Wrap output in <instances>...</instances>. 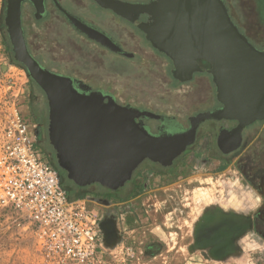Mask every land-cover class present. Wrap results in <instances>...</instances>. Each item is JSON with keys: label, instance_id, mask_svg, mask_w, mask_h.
<instances>
[{"label": "rangeland", "instance_id": "1", "mask_svg": "<svg viewBox=\"0 0 264 264\" xmlns=\"http://www.w3.org/2000/svg\"><path fill=\"white\" fill-rule=\"evenodd\" d=\"M59 1L91 23L124 36L129 54H110L77 34L51 4V13L37 19L40 16L35 17L24 1L21 12L26 40L33 54L53 70L77 76L122 105L174 117L184 126L189 116L213 103L215 85L207 74L196 73L192 81H171V61L144 42L131 24L112 16L110 10L98 8L92 0ZM225 1L238 20H247L264 34L260 1ZM5 4L3 0L0 13V46L7 54L5 59L0 54V143L17 112L27 120L41 147V140L48 141L46 102L39 122L44 128L37 134V119L31 111L33 82L13 61L4 24ZM173 126L169 125L171 129ZM263 128L264 119L255 120L240 148L226 155L209 149L207 139L199 135L171 164L161 167L147 162L137 166L118 190L108 192L97 186L96 192L83 193L92 199L101 220L113 226L102 235L107 254L103 264H264V237L253 228L256 215H262L264 195L244 180L234 156L244 148L253 158L263 142ZM251 135L255 137L251 139ZM49 161L57 165L56 160ZM220 219L234 223L221 225L210 239L199 243L215 240L199 245L198 226L208 220L205 225H214ZM0 264H43L32 231L1 209Z\"/></svg>", "mask_w": 264, "mask_h": 264}, {"label": "water", "instance_id": "2", "mask_svg": "<svg viewBox=\"0 0 264 264\" xmlns=\"http://www.w3.org/2000/svg\"><path fill=\"white\" fill-rule=\"evenodd\" d=\"M24 1L33 5L36 17L45 11V0H6L4 24L14 59L25 65L28 76L45 92L48 140L56 151L57 165L77 185L98 183L116 190L145 158L171 164L193 142L196 124L205 119L235 116L238 123L233 132L238 138L244 126L264 119V50L253 46L239 30L224 0H94L131 22L145 14L146 21L139 22L138 28L172 61L173 77L185 81L194 72L211 75L223 108L200 112L190 118L189 129L168 135L150 134L142 125V118L157 119L160 114L122 105L101 91H78L70 77L43 69L27 49L21 12ZM53 2L77 30L114 48L102 32L57 0ZM210 221L198 226L197 236ZM100 227L103 232L113 230L107 221L101 220ZM213 240L197 242L205 246Z\"/></svg>", "mask_w": 264, "mask_h": 264}, {"label": "built area", "instance_id": "3", "mask_svg": "<svg viewBox=\"0 0 264 264\" xmlns=\"http://www.w3.org/2000/svg\"><path fill=\"white\" fill-rule=\"evenodd\" d=\"M0 54L7 58L1 46ZM91 200L69 198L58 169L37 144L27 120L15 112L0 143V209L32 231L43 264L107 260L101 218Z\"/></svg>", "mask_w": 264, "mask_h": 264}, {"label": "flooded vegetation", "instance_id": "4", "mask_svg": "<svg viewBox=\"0 0 264 264\" xmlns=\"http://www.w3.org/2000/svg\"><path fill=\"white\" fill-rule=\"evenodd\" d=\"M57 1L69 13H71L72 15L77 17L78 19L82 20L83 22L87 23L88 25H90V26L98 29L100 32H102L107 37V40L111 43L112 47H114V48L112 49V48L102 44L100 41H97L94 38H90V37L86 36L84 33L77 30L71 24V22L67 19V17L58 9V7L55 5L53 0H45V11L40 16V18H37V19H42L51 13L50 6H49V4H51L54 11L57 12L59 15H61L64 18V21L66 22V24L77 34L84 36V38L92 41L93 43L100 46L101 48H103V50H105L106 52H109L110 54H116V55H120V56H124V55L129 54V52L125 50V44L126 43H125V39H124L125 37L124 36L115 35L112 32H109V31L101 28L100 26H97V25L91 23L90 21H88L84 17H82L80 14L69 9V7H67L64 3L60 2L59 0H57ZM147 1H149V0H147ZM147 1H143V2H147ZM256 1H258V2L260 1L258 12H259V15H262V17H264V0H256ZM26 2L31 7V9L33 10V14H34L35 10H34L33 5L28 1H26ZM224 2L226 3L225 0H224ZM96 6L98 8H100L99 5L96 4ZM101 9H102V7H101ZM229 9L230 8L228 6V10ZM107 10H110V9H107ZM22 11H23V7H22ZM110 13L112 14V16L122 20L123 23H125L127 25L131 24L134 27V29L139 33V35L141 36V39L144 42H146L147 44H149V46L154 51L156 50L157 52H159L156 48H154L151 45L149 40L145 37V33L142 32L138 28L139 22L146 21V15L145 14H141L136 22H131L128 19L123 18V17L115 14L113 11H111ZM231 18L233 19V21L235 22V24L237 25L239 30L247 37L249 42L251 44H253V46H255L259 50H264V34L262 33V31H259L258 27H253V25H251L250 22H248L245 19L243 21L238 20V18L236 16H234L233 14H232ZM22 23H23V15H22ZM22 27H23L24 37H25V31L26 30H25L24 25ZM25 41H26V45H27V49H28L29 53L31 54V56L37 61V63L43 69L50 71V72H53V73H56V74L65 75V76L70 77L72 80L73 87L76 88L78 91H82V90H84V91H90V90L101 91L99 89L92 88V86L89 83H86L85 81H83L82 79L78 78L75 75L63 74V73H60L58 71L53 70L51 67H49L48 65L43 63L36 55L33 54V52L30 49V46L26 40V37H25ZM124 52L127 54H124ZM159 53H161V52H159ZM161 54H163V53H161ZM14 61L17 64H19V65L22 64L25 67V65L23 63L19 62L18 60L14 59ZM171 63H172V61H171ZM172 69H173V65H172V68L170 69L171 81H176V82H178V81L179 82L192 81L195 79L196 73L207 74L210 77V80L212 81L211 75L207 72H194L192 74V77L189 80L181 81V80L172 76V73H171ZM32 82H33L34 96H33L32 102H31V107H32L31 111H32L33 116H35V119H37V124L35 125L36 126L35 133L38 134L44 128L43 123H41V124L39 123V122H41L40 118L44 114V109H43L44 102H46L47 114L49 112V107H48V100H47L45 92L41 89V87L33 79H32ZM214 90H215V86H214ZM101 92L104 94H108L106 91L105 92L101 91ZM221 108H223V104H221L217 100L216 94L214 93L213 103L207 109H204L202 111H198L197 113L205 112V111H215V110H219ZM197 113H195V114H197ZM193 116L194 115H191L188 117V119H187L188 125L187 126H184L181 123H179L174 117L166 116V115H161V117L157 118V119L144 117V118H142V125L147 132H149L150 134H154V135H157V134L168 135V134L182 133V132H184L190 128V126H191L190 118ZM254 122L255 121H253L252 123H254ZM237 123L238 122H237L235 116L234 117L230 116V117H220V118H209V119H205L203 121H200L198 124H196L193 142L191 144L187 145L185 147V149L180 154H182L187 148H189L194 143V141L198 138L199 135H202L203 138L207 139L206 145L209 146V149H211V150H212V148H213V150H218L220 152V154H222V155H226L228 153L235 152L236 150H238L240 148V146L243 144L244 140L247 138V135L249 134V132L247 131V128H249L252 125V123H250V124L244 126L241 129L240 136L238 138L237 134H235L233 132V128L236 127ZM171 124L174 125L172 129L169 127V125H171ZM168 128H170V129H168ZM251 130L252 129H250V133H251ZM253 137H255V136L251 135V139H253ZM208 138H209V140H208ZM261 139H263V142H260V149L256 153L252 152L253 158H251V157H249V155H247L248 151H246L244 148L241 149V151L237 152L234 156L238 157L237 160L240 164L239 168H240V171H241V174H242L244 180L247 183H249L251 186H253L259 193L264 195V128H263V135H262ZM208 142L210 143L209 145H208ZM39 143L41 144V148L45 152L46 156L49 159H51L52 162L54 160H56V151L53 148V146L50 144L49 140L47 142H44L43 140H41ZM235 144L237 146L234 148V150H230L228 152H223L224 150L229 149L231 146H233ZM176 158H174L173 161ZM249 158H251V160H249ZM217 159H222V158L219 157ZM248 161H251V164ZM147 162L152 163L154 165L161 166V167L165 166L162 163H160L158 161H152L149 158H145L144 160H142L139 165H142V164L147 163ZM66 185L70 190L71 189L75 190V186L71 182L67 181ZM256 218H257V220H255V225L253 228L257 233H259L262 237H264V209L262 211V215H256Z\"/></svg>", "mask_w": 264, "mask_h": 264}, {"label": "trees", "instance_id": "5", "mask_svg": "<svg viewBox=\"0 0 264 264\" xmlns=\"http://www.w3.org/2000/svg\"><path fill=\"white\" fill-rule=\"evenodd\" d=\"M230 11V10H229ZM231 14V13H230ZM231 17H232V14H231ZM14 61V60H13ZM26 71L27 69L22 65L20 64ZM59 171V174H60V177H61V181H62V184L64 186V188L66 189L67 193H68V196L69 198H77V197H82L84 196L83 193H86V192H96V187L99 186L101 187L102 189L106 190V191H110L112 192L111 189H108L106 187H103L102 185L98 184V183H93V184H90V185H86V186H80V185H77L74 183V186H75V190L74 189H69L66 185V182H67V176H66V172L61 170L60 167H58L55 163H52ZM61 171H63V173H61ZM63 174L65 175V177L63 176ZM67 178V179H65ZM68 179V182H72V180Z\"/></svg>", "mask_w": 264, "mask_h": 264}, {"label": "bare ground", "instance_id": "6", "mask_svg": "<svg viewBox=\"0 0 264 264\" xmlns=\"http://www.w3.org/2000/svg\"><path fill=\"white\" fill-rule=\"evenodd\" d=\"M224 176V175H223ZM222 177V176H221ZM226 182V181H225ZM224 182V183H225ZM229 182V181H227ZM210 183V181H209ZM215 183V182H214ZM212 184V182H211ZM210 184V185H211ZM227 184V183H226ZM213 185V184H212ZM210 188V187H209ZM223 215V214H222ZM216 218V217H215ZM230 219H220V221L216 222V224L214 225H207L203 228L200 229V231L198 232V236L197 239L198 241H203L204 239H210V237L219 229V227L222 225H227L228 227H230L231 225H233ZM238 227V226H236ZM219 257V256H218Z\"/></svg>", "mask_w": 264, "mask_h": 264}, {"label": "crops", "instance_id": "7", "mask_svg": "<svg viewBox=\"0 0 264 264\" xmlns=\"http://www.w3.org/2000/svg\"><path fill=\"white\" fill-rule=\"evenodd\" d=\"M92 2H95L94 0H92ZM106 9V8H105ZM86 39V38H85ZM88 40V39H87Z\"/></svg>", "mask_w": 264, "mask_h": 264}]
</instances>
